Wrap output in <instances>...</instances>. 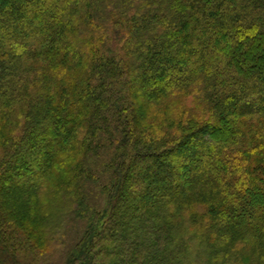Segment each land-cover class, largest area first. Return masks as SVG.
<instances>
[{"label":"trees","instance_id":"1","mask_svg":"<svg viewBox=\"0 0 264 264\" xmlns=\"http://www.w3.org/2000/svg\"><path fill=\"white\" fill-rule=\"evenodd\" d=\"M62 247L264 264V0H0V264Z\"/></svg>","mask_w":264,"mask_h":264},{"label":"rangeland","instance_id":"2","mask_svg":"<svg viewBox=\"0 0 264 264\" xmlns=\"http://www.w3.org/2000/svg\"><path fill=\"white\" fill-rule=\"evenodd\" d=\"M62 248H54L51 250L52 253H49L50 255L43 259H38V264H44L48 261L49 264H64V258L62 254Z\"/></svg>","mask_w":264,"mask_h":264}]
</instances>
